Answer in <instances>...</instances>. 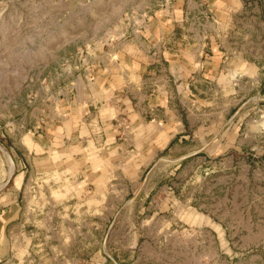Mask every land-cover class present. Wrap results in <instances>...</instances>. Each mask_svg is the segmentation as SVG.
<instances>
[{
  "label": "rangeland",
  "instance_id": "1",
  "mask_svg": "<svg viewBox=\"0 0 264 264\" xmlns=\"http://www.w3.org/2000/svg\"><path fill=\"white\" fill-rule=\"evenodd\" d=\"M172 2L0 0V169L8 153L25 174L1 264H264V0L229 1L226 39L259 70L241 92L208 83L222 112L206 113L209 135L107 181L26 145L45 148L109 45L142 41ZM189 15L200 30L216 22L204 7Z\"/></svg>",
  "mask_w": 264,
  "mask_h": 264
},
{
  "label": "crops",
  "instance_id": "2",
  "mask_svg": "<svg viewBox=\"0 0 264 264\" xmlns=\"http://www.w3.org/2000/svg\"><path fill=\"white\" fill-rule=\"evenodd\" d=\"M229 1L173 0L152 16L142 41L112 42L100 58L103 62L76 90L73 106L64 115L69 119L47 138L45 148L32 139L27 147L45 151L61 163L71 162L85 177L107 181L123 168L139 176L159 151L192 132L209 135L206 113L222 112L215 110L219 104L208 83L215 81L223 95L227 90L241 92L245 81L256 79L259 70L226 39L223 19ZM200 7L214 14L216 22L210 28L194 27V15L189 14ZM209 122L216 126L219 119ZM7 155L6 171L0 169V188L3 180L11 179L0 193V264L9 257L7 231L22 213L17 194L25 178L16 174Z\"/></svg>",
  "mask_w": 264,
  "mask_h": 264
},
{
  "label": "bare ground",
  "instance_id": "3",
  "mask_svg": "<svg viewBox=\"0 0 264 264\" xmlns=\"http://www.w3.org/2000/svg\"><path fill=\"white\" fill-rule=\"evenodd\" d=\"M7 159V158H6Z\"/></svg>",
  "mask_w": 264,
  "mask_h": 264
}]
</instances>
